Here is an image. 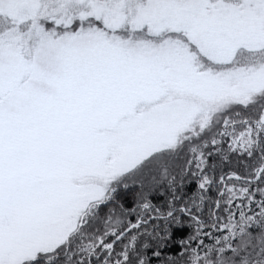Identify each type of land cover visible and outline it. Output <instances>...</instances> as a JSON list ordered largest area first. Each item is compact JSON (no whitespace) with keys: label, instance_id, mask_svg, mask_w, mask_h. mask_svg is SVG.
I'll return each mask as SVG.
<instances>
[{"label":"snow or ice","instance_id":"6c2138e0","mask_svg":"<svg viewBox=\"0 0 264 264\" xmlns=\"http://www.w3.org/2000/svg\"><path fill=\"white\" fill-rule=\"evenodd\" d=\"M0 264H264V0H0Z\"/></svg>","mask_w":264,"mask_h":264}]
</instances>
